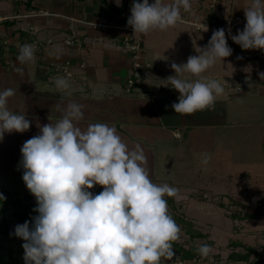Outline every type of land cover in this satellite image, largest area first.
<instances>
[{"label": "crops", "instance_id": "1", "mask_svg": "<svg viewBox=\"0 0 264 264\" xmlns=\"http://www.w3.org/2000/svg\"><path fill=\"white\" fill-rule=\"evenodd\" d=\"M211 2L226 16L244 11L251 0H192L189 15L192 9L196 15L209 11ZM131 4L132 0H121L120 6L115 0H0V88L16 89L9 107L26 111L32 121L29 130L5 133L0 141V191L20 195L18 190L26 187L20 164L22 144L38 134L37 120L54 122L60 115L56 105L75 100L85 105L82 126L107 123L129 147L139 143L144 148L152 181L178 189L173 199L182 202L185 218L198 220L203 236L211 239L214 256L264 254V82L258 75L264 71V61L237 60L232 52L199 77L181 74L189 80L216 79L224 92L210 108L175 113L171 104L178 101L179 93L166 81L174 74L171 64L198 55L212 32H197L183 21L165 31L134 33L127 24ZM39 9L47 13L23 15ZM68 17L79 20L81 48L63 43ZM89 22L114 27L99 28ZM128 35L141 39L148 96L123 91L131 58L119 45ZM24 43L36 46L35 59L21 65L16 56ZM65 59L71 60L73 76L71 87L62 91L54 83L61 76L55 67ZM83 60L81 68L78 64ZM17 67L24 69L22 76ZM240 82L243 91L233 92L232 86ZM199 189L217 198L200 199L193 194ZM228 201L232 207H226ZM6 248L0 264H24L9 251L12 247ZM191 248L185 249L189 258L199 255L196 247ZM195 264L210 261L203 258Z\"/></svg>", "mask_w": 264, "mask_h": 264}, {"label": "clouds", "instance_id": "2", "mask_svg": "<svg viewBox=\"0 0 264 264\" xmlns=\"http://www.w3.org/2000/svg\"><path fill=\"white\" fill-rule=\"evenodd\" d=\"M115 3L120 6L121 0ZM191 8L192 0H132L127 24L134 33L165 31L183 22L182 11ZM244 14L243 30L235 35L229 32L231 40L242 49L264 50V0H251ZM194 27L207 32L209 26L197 17ZM199 49L186 62H173L174 74L166 78L179 93L171 107L181 115L212 107L224 92L216 79L189 80L181 74L199 77L232 54L225 29L213 30L207 45ZM35 50L34 44L20 45L18 64L34 61ZM16 71L22 76L24 69ZM258 75L264 79V71ZM70 78V72L55 77L56 88L69 89ZM15 93L12 87L0 88V141L5 133L29 130L32 123L26 111L9 107ZM56 108L59 117L44 124L37 120L38 134L20 148L22 180L36 200V215L14 228V235L24 241V264H161L162 259L172 260L180 227L169 214L165 197H175L178 189L152 181L139 143L129 147L104 122L82 126L85 105L69 100ZM94 185L103 188L95 193L90 191ZM4 199L0 193V201ZM196 251L207 258L212 247L204 243Z\"/></svg>", "mask_w": 264, "mask_h": 264}, {"label": "built area", "instance_id": "3", "mask_svg": "<svg viewBox=\"0 0 264 264\" xmlns=\"http://www.w3.org/2000/svg\"><path fill=\"white\" fill-rule=\"evenodd\" d=\"M208 10L212 11H205L202 14L197 15H186V12L182 11L183 21L186 23H189L192 27H194V22L197 17H199L200 21L208 24V31L212 32L215 29L218 28H224L225 29V35L227 42L230 44V46L233 49L234 57L237 60H258V61H264V50L261 49H242L240 45L233 42L229 36V32H231L232 35H235L237 33V30H243V27L246 23L245 14L244 11L240 12H232L229 15L223 16L221 13V9L219 6H216L214 3L211 2ZM196 12V11H195ZM47 12L44 10H37L33 11L29 14H23L24 16H34L37 14H46ZM189 19H188V18ZM79 20L75 17H68V31L65 34L63 38V43L67 47H76L81 48L82 46V39L79 37L78 31L76 29V24ZM94 27L99 28H113L114 26L111 24H105V23H92L89 22ZM195 28V27H194ZM195 30L199 31L195 28ZM119 48L123 51L129 53L131 61H130V67L129 72L124 80L123 84V91L125 93L131 94V93H139L143 96H148L149 93L144 90L145 85V79L143 76V72L146 66V62L144 60L143 54H142V44L141 39L139 37H132L130 35L125 36L123 38V42L119 45ZM79 67L83 68L85 66V61H81L78 64ZM55 70L58 74L61 76L66 75L67 72L71 73V77L73 76L72 71V64L70 59L63 60L62 63L57 65L55 67ZM264 82V79H262ZM244 89V85L242 82L236 83L232 86L233 92H242ZM176 136H179V132H176ZM204 196H206L204 194ZM261 260L264 262V256L262 255ZM201 259H195L192 261L189 260H177L172 261L171 264H195L194 262H200ZM210 264H252L251 260L249 261H228L224 258L219 257L218 259H212L210 260Z\"/></svg>", "mask_w": 264, "mask_h": 264}, {"label": "rangeland", "instance_id": "4", "mask_svg": "<svg viewBox=\"0 0 264 264\" xmlns=\"http://www.w3.org/2000/svg\"><path fill=\"white\" fill-rule=\"evenodd\" d=\"M192 12H193L192 13V16L193 15H196L195 9H192ZM188 15H189V12H187L185 16H188ZM192 28L195 30L194 27H192ZM195 31H197V30H195ZM197 32H199V31H197ZM201 33H203V32H201ZM132 37H134V36H132ZM233 55H234V53H233ZM164 166H166L165 163H164ZM97 186H99L97 188H100V189L103 188V186H100V185H97ZM20 190H18L19 193H20L19 196H20V198H23V204H25L26 208L30 211V215L32 217V214H35V212H34V207L36 205L35 197L31 194V199L25 200L24 199V195H26V193L29 190L27 189V187H23V189H20ZM90 191H93L94 192L93 189H91ZM205 192L206 193H203V190L199 189L197 191L195 190L193 194H197L198 197H200V199H213V198H217V195H215V196L213 195L212 196L209 193V196H208V192L207 191H205ZM29 193H30V191H29ZM204 194L206 196H204ZM165 198L168 201V211H169V214L174 218L175 222L180 227V238L173 243V247H174V251L176 253V256L172 260H163L162 259V262H164L166 264H169V263L171 264L172 261H177V260H189V261H192V260L199 259V258L203 261V258H201L200 255H195L194 257L189 258V259L188 258L187 259H181L182 258L181 257L182 256L181 249L185 250V249L191 248V247L192 248L193 247L198 248L203 243L209 244V241L211 239L209 237L206 238V236L205 237L203 236V233L200 230L201 225L198 222H196V221H198L196 218H195L196 221H190L187 218H185V215L186 214L184 215V213H183L185 209H183V206L181 204L182 202L180 201V199L177 200V201H175L173 199V197H167L166 196ZM225 204H226V207L227 206L232 207L231 205H233L232 202H229L230 205L228 203H225ZM2 207H3V205L0 204V217H5V216L8 215L9 216V218H8V225H9V227H11L13 229L15 228V226L17 224L23 223L25 220H29V221L31 220V217L24 218L23 216L18 217L17 215H13L12 214L13 209L10 208V207H8V208H2ZM27 209L24 212H26ZM23 243H24V241H23L22 238H19V237L13 238V237L7 236L6 234H2L1 233L0 234V246L2 248L0 250V254L3 255V256H6V254H7L8 251L5 250V249H7L6 247L10 246L12 248L9 251L10 252L12 251V253L15 252V258L18 261L19 260L21 261V260H23V252H24V249L22 248V244ZM196 248H194V249H196ZM213 253H211L209 255V257H207L205 259H207L209 261L212 260V259H216V258L218 259L219 257L214 256ZM262 255L264 256V254H262Z\"/></svg>", "mask_w": 264, "mask_h": 264}, {"label": "trees", "instance_id": "5", "mask_svg": "<svg viewBox=\"0 0 264 264\" xmlns=\"http://www.w3.org/2000/svg\"><path fill=\"white\" fill-rule=\"evenodd\" d=\"M95 193H98L99 191H101L102 189L100 188H93ZM0 193H3V195L5 196V199L3 201H0V204L3 205L2 208H12V214L13 215H17L18 217L23 216L24 218H29L31 217L30 215V211L26 208L25 204H23V198H20L16 193H11L7 190H2L0 191ZM24 199L25 200H29L31 199V195L26 194L24 195ZM36 202V200H35ZM27 209L26 212H24ZM36 215L32 214V216ZM8 218L9 216H5V217H0V234H6L7 236L16 238L17 236L14 235V229L9 227L8 225ZM179 219V218H178ZM174 243V242H173ZM181 254H182V258L181 259H189V252H185V250L181 249ZM234 256V254H233ZM231 255V257H233ZM262 257V254L260 253H245V254H238V257L236 258H225L228 261H249L251 260L252 264H258V262H260Z\"/></svg>", "mask_w": 264, "mask_h": 264}]
</instances>
